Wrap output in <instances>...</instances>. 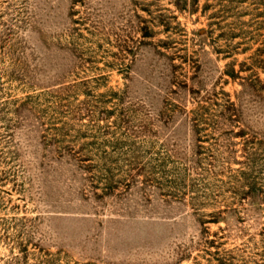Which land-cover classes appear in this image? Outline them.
I'll return each instance as SVG.
<instances>
[{
	"label": "rangeland",
	"instance_id": "rangeland-1",
	"mask_svg": "<svg viewBox=\"0 0 264 264\" xmlns=\"http://www.w3.org/2000/svg\"><path fill=\"white\" fill-rule=\"evenodd\" d=\"M0 264H264V0H0Z\"/></svg>",
	"mask_w": 264,
	"mask_h": 264
}]
</instances>
